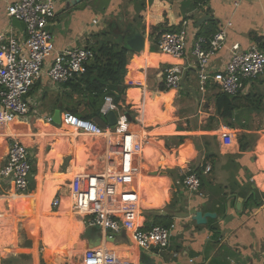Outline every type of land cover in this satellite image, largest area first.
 Returning a JSON list of instances; mask_svg holds the SVG:
<instances>
[{"label": "crops", "instance_id": "crops-1", "mask_svg": "<svg viewBox=\"0 0 264 264\" xmlns=\"http://www.w3.org/2000/svg\"><path fill=\"white\" fill-rule=\"evenodd\" d=\"M15 1L0 0V31L14 27L7 7ZM185 21L191 35L186 58L177 59L158 51V36L165 32L177 33ZM228 21L232 25L227 29V42L212 59L216 69L225 65L234 43L247 48L257 42V37H264V0L244 1L238 7L233 0L57 1L56 15L47 28L58 51L67 46L96 45L107 38L105 31L117 33L120 38L141 32L149 48L154 47V51L142 54L129 52L127 75L133 83L121 95L117 113L129 112L139 119L151 142L145 146L144 153L155 150L160 156L161 164L157 169L143 167L142 183L151 188L147 182L153 180L155 170H166L174 179L176 188L168 189L165 196L156 194L152 202L144 187L146 197L141 201L140 215L146 230L156 225L153 222L157 215L171 218L173 234L167 249L144 250L133 244L125 231L109 235L101 231V245L121 258L133 259L138 264H264V76L247 81L242 91L232 96L237 107L231 117L223 119L216 111L219 88L210 85L207 92L202 93L196 69L188 67L196 61L191 52L193 35H211ZM17 31L18 37L23 39L24 32L18 28ZM153 55L158 57L155 64L140 65L131 71L137 59L146 62ZM172 64L187 66L184 84L177 89L160 90L158 78L163 76L164 68ZM149 68L156 69L149 74ZM148 75L154 81L149 83ZM139 82L142 83L138 85ZM63 92V85L51 82L44 74L28 95L38 114L52 116L53 123L37 121L34 113L28 120L12 124H5L0 118L8 127L7 131H0V153L4 148L1 135L5 133L8 147L13 138L30 142L23 140L33 162L30 192L17 194L8 179H0V264H42L45 256L40 254L41 245L48 250L49 257L55 255L57 247L49 245L52 238L48 239V244L42 234L36 245L35 225L31 231L33 236L28 230L19 231L20 227H26L24 223L28 226L36 223L35 218L43 214V203L48 207L49 196H52L51 214L47 213L49 220L45 222L49 230L58 237L66 235L67 227L63 223L72 218V212L75 226L83 227L79 239L84 241L83 217L69 202L70 181L75 165L79 170L97 168L104 158L105 148L102 139L90 137L87 141L55 133L62 121L59 100ZM189 100L191 113L187 111ZM11 125L19 127L12 131ZM44 127H51V131L43 132ZM40 133L49 140L50 146L44 160V149L38 141ZM60 140L72 146L68 154L61 156ZM95 141L98 144L94 148ZM84 152L86 162L79 163L77 155L80 157ZM207 165L211 167L209 171L205 170ZM189 170L200 175L202 196L188 191L183 184L184 174ZM55 197L60 199L58 207L52 205ZM192 209L215 212L217 217L209 218L207 224H198L192 216H185L184 212ZM177 214L182 216L177 217ZM9 232L13 233L4 244ZM68 234L74 241L75 233L69 231ZM57 252L65 253V250Z\"/></svg>", "mask_w": 264, "mask_h": 264}, {"label": "built area", "instance_id": "built-area-1", "mask_svg": "<svg viewBox=\"0 0 264 264\" xmlns=\"http://www.w3.org/2000/svg\"><path fill=\"white\" fill-rule=\"evenodd\" d=\"M57 1L17 0L7 7L8 16L22 21L26 29L23 39L18 37L16 27L0 31V118L5 124L28 120L32 113L37 115V121L53 123L52 116H42L33 108L28 95L34 85L44 74L51 82L62 85L84 73L95 56L87 45L56 50L47 27L56 15ZM244 1L248 0H233V3L238 7ZM97 21L94 20L95 23ZM231 25L232 22L228 21L210 39L193 35L191 52L196 61L188 64V67L196 69L202 93H206L210 85H215L221 92L235 96L247 81L264 76V48L257 42L247 48L234 43L225 65L219 69L212 66L213 57L227 42V29ZM190 40L188 22L185 21L177 33L161 34L156 46L158 51L174 58H186ZM186 70V65H170L165 70L166 88H180ZM117 109L114 96L107 94L100 109L101 114L104 116ZM61 120L58 135L73 138L86 135L102 139L105 148L104 158H101L102 162L97 168L77 170L70 181V206L83 217L85 228H98L108 235L125 231L133 244L144 250L167 249L174 226L152 225L146 230L140 219L142 195L137 180L142 172V164L151 168L161 164L156 153L144 156L145 146L151 142L142 122L129 112L118 113L116 124L106 127L70 112L62 113ZM97 144L95 141L94 148ZM210 169L209 165L205 168L206 171ZM32 172V154L28 145L20 138H13L0 166V179H8L13 184L14 192L25 194L31 191ZM182 182L188 191L200 196L204 194L196 172H186ZM52 205L58 207L60 199L55 197ZM81 264L138 262L121 258L101 245L85 249Z\"/></svg>", "mask_w": 264, "mask_h": 264}, {"label": "trees", "instance_id": "trees-1", "mask_svg": "<svg viewBox=\"0 0 264 264\" xmlns=\"http://www.w3.org/2000/svg\"><path fill=\"white\" fill-rule=\"evenodd\" d=\"M104 33L106 34V39L98 42L96 45L89 46L94 51L95 56L87 65L85 72L62 84L64 92L59 102L63 113L70 112L91 120H94L96 117H102L100 109L105 96L112 94L116 103H119L121 95L132 85L133 82H130L127 75L130 50L127 48L124 38L122 36L120 38L117 33L114 34L108 31ZM213 34H204L203 36L206 39H210ZM256 41L264 48V37H257ZM155 63L156 61L150 58L146 59V62L137 59L132 64L131 71L140 65L148 66ZM169 66H166L164 69L166 70ZM154 69L149 68V74ZM165 70L163 76L158 78L160 90H164L166 87ZM152 81L154 79L148 75V82ZM141 83L139 82L138 85ZM136 92V99L138 100L139 91L137 90ZM236 107L235 98L232 96L223 92H219L216 95V111L223 119L231 117ZM153 224L169 227L171 225V218L157 215ZM41 263L46 264L44 258Z\"/></svg>", "mask_w": 264, "mask_h": 264}, {"label": "rangeland", "instance_id": "rangeland-1", "mask_svg": "<svg viewBox=\"0 0 264 264\" xmlns=\"http://www.w3.org/2000/svg\"><path fill=\"white\" fill-rule=\"evenodd\" d=\"M192 102L189 100V102H187V111L189 112V113H191L193 110H192ZM40 124H43V123H40ZM18 127L19 126H16V125H11L10 126V128H11V130L12 131H15L16 129H18ZM7 129H8V127L7 126H5L4 124H2L1 122H0V131H7ZM33 130L34 131H37V128L36 127H34L33 126ZM44 131L43 132H47V131H51V127H44V129H43ZM63 131H67V130H63ZM67 132H70V131H67ZM9 133V132H8ZM55 133H57V132H55ZM148 133V132H147ZM41 135H40V137L38 138V141L40 142V144L39 145H42L43 146V149H44V152H43V156H42V158H43V160H44V158H45V156H46V154H45V152L46 151H48V149L50 148V146H48V142H49V140H46V139H44V136H43V134L42 133H40ZM3 138H4V148L3 149H1L2 151H1V153H0V166L2 165V160H3V158H4V155H5V153L7 152L6 150H7V148H8V145H6V138H5V133H4V135H1ZM80 140H86V139H88L87 141H90V136H86V135H81L80 136ZM28 139V138H27ZM24 140V139H23ZM25 141V140H24ZM27 144L28 143H30V142H28V141H25ZM32 142V141H31ZM33 143V142H32ZM31 143V144H32ZM60 145H58L59 146V151H60V153H61V156H62V154H68L70 151H71V149H70V147H72L71 145H69L68 144V142H64V141H62V140H60L59 142H58ZM35 151L37 150L36 148L34 149ZM75 152H76V149H75ZM151 153H156L155 152V150H153V151H150V152H148V153H144V156L145 157H147L148 155H150ZM157 154V153H156ZM158 155V154H157ZM159 156V155H158ZM77 160H78V162L80 163H84V162H86V159H87V156L85 155V152H84V154H82V155H80V157L77 155ZM160 157V156H159ZM161 160V159H160ZM78 165H75V168H76V171L77 170H79L80 168H78L77 167ZM143 167L145 168V164H142V172H141V176H139V178H138V180H137V184H138V186H139V188H140V192H141V195H142V200H143V197H146L145 196V193H146V190H145V188H146V186H145V182L143 181V183H142V177H143ZM146 167H148L149 169H153V168H151V167H149V166H147L146 165ZM157 167H160V165L159 166H157ZM157 167H155L156 169H157ZM81 170H82V168H81ZM161 171V170H160ZM162 184V182H160V183H154V185H155V187L157 188V189H159V186ZM143 185V186H142ZM147 185H149V186H153L152 185V182L151 183H148L147 182ZM145 187V188H144ZM142 189H143V191H144V193H143V191H142ZM151 189V188H150ZM152 190V189H151ZM157 193H159V192H157ZM51 200H52V196L50 197L49 196V199H48V207L46 206V203H43L44 204V206L42 205V207H44V208H42L43 209V214L41 215V213H39V218H35V221H36V223L35 224H32L31 226H28V225H26L25 223H24V225L26 226V227H20V229H19V231H22V232H27V230L30 232V234L32 235V233H31V231L33 230V225H35V228H36V231H38L37 232V234L36 235H34V237H36L35 238V240H36V245L38 244V241H39V239H40V237L42 236V234H44V240H45V242L46 243H48V239L50 238H52L51 239V244H49V245H51L53 248H56L57 247V251H59V249L60 250H65V253H59V252H55L54 254L55 255H52L51 257H49V255H48V253H47V251L48 250H45V247H44V245H41L40 246V248H39V251H40V254H41V256L43 257V256H45L44 258V260H45V263L46 264H81V258H82V253H83V251L85 250V247H81L79 244H78V240H79V234H80V232L83 230V227H82V225H80V224H78L77 226H75V221H76V218H75V215L71 212V215H72V218H69V219H67L66 221H65V223H63V224H66V227H67V231H66V235H64L63 237H61V239H59L60 237H58V235H54L49 229V226L47 225V223H45L47 220H49L48 218H47V216H49L47 213H49V214H51ZM70 202V201H69ZM20 212H24V210H20ZM47 218V219H46ZM75 222V223H74ZM73 225V226H72ZM16 226V225H15ZM70 228H73V229H70ZM69 231H72V232H74L75 233V236L74 237H72L73 239H74V241L72 240L71 241V237H70V234H68L69 233ZM12 233L13 232H9L8 234H7V240L5 241V242H3L4 244L5 243H7L8 241H9V238H10V236L12 235ZM33 236V235H32ZM61 236V235H60ZM13 240H10V242H12ZM63 241H66L67 242V247L65 248L63 245H62V242ZM71 241V242H70ZM56 246V247H55ZM50 247V246H49ZM55 250V249H54ZM67 251H70L71 253L70 254H68L67 253ZM2 264H10V263H8V262H2Z\"/></svg>", "mask_w": 264, "mask_h": 264}, {"label": "water", "instance_id": "water-1", "mask_svg": "<svg viewBox=\"0 0 264 264\" xmlns=\"http://www.w3.org/2000/svg\"><path fill=\"white\" fill-rule=\"evenodd\" d=\"M72 3L78 1L80 2L81 0H69ZM12 24L14 27L20 29L21 31L25 32V24L22 21H19L16 18H12ZM50 29V28H49ZM52 29V28H51ZM124 42L127 46V48L130 51H134L136 53H144L147 50H151L154 51V47H150L146 42L145 36L141 33V32H135L132 34H127L124 36ZM186 76V75H185ZM184 76V77H185ZM182 84H184V79L182 81ZM192 92L195 95L196 100H198V95L197 92L194 88H192ZM97 123H99L101 126L106 127V126H113L116 124L117 120H118V113L116 110H112L110 112H108L106 115H104V117H96L94 119ZM153 176V180L148 181V183L152 182V187L151 189L154 191L153 194H158L157 192H159L162 196L166 195V192L168 189L172 188L175 189L176 188V184L174 182L173 177H171L168 173V171L166 170H155L152 174ZM162 182V184L159 186V189H157L154 185V183H160ZM185 216H192L193 220H195L198 224H207L209 218H215L217 217V214L215 212H211V211H207V212H203L201 210H195L192 209L188 212H184ZM177 217H180L182 215L177 214ZM84 241H81L80 239L78 240V244L81 247H97L100 246L102 243V232L100 229L98 228H93V227H87L84 233ZM61 239V237L59 238ZM62 245L66 248L67 247V242L63 241Z\"/></svg>", "mask_w": 264, "mask_h": 264}, {"label": "bare ground", "instance_id": "bare-ground-1", "mask_svg": "<svg viewBox=\"0 0 264 264\" xmlns=\"http://www.w3.org/2000/svg\"><path fill=\"white\" fill-rule=\"evenodd\" d=\"M168 58H170V57H168ZM150 59H152V60H154V61H157L158 57L155 56V55H153L152 57H150ZM146 190H147L148 195H149V202H152V200H156L157 195H156V194H153V195H152V193H154V191L151 190L150 187H148V186H146ZM22 197H23V196H22ZM20 198H21V197H20Z\"/></svg>", "mask_w": 264, "mask_h": 264}, {"label": "clouds", "instance_id": "clouds-1", "mask_svg": "<svg viewBox=\"0 0 264 264\" xmlns=\"http://www.w3.org/2000/svg\"><path fill=\"white\" fill-rule=\"evenodd\" d=\"M104 117V116H103Z\"/></svg>", "mask_w": 264, "mask_h": 264}]
</instances>
